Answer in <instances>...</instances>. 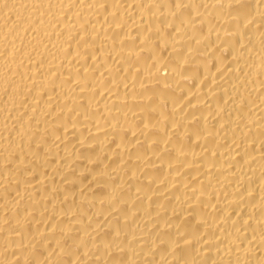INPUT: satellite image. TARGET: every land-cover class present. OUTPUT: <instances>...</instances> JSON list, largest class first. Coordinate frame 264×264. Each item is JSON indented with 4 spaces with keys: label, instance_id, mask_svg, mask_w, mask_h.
Returning <instances> with one entry per match:
<instances>
[{
    "label": "bare ground",
    "instance_id": "1",
    "mask_svg": "<svg viewBox=\"0 0 264 264\" xmlns=\"http://www.w3.org/2000/svg\"><path fill=\"white\" fill-rule=\"evenodd\" d=\"M0 264H264V0H0Z\"/></svg>",
    "mask_w": 264,
    "mask_h": 264
}]
</instances>
